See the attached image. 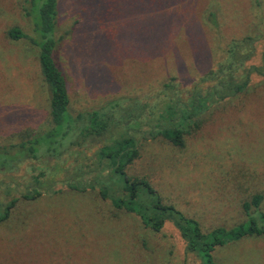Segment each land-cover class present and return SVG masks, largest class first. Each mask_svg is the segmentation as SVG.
Here are the masks:
<instances>
[{"label": "rangeland", "instance_id": "1", "mask_svg": "<svg viewBox=\"0 0 264 264\" xmlns=\"http://www.w3.org/2000/svg\"><path fill=\"white\" fill-rule=\"evenodd\" d=\"M24 1L0 0V161L11 159L0 164V209L17 200L0 223V264H200L171 223L154 233L100 198L97 188L113 195L121 185L98 166L93 150L73 146L59 159L22 156L16 146L48 128L38 51L7 34L12 28L32 33ZM259 3L261 9L256 0H59L55 60L69 83L71 115L123 98L156 106L171 80L178 90L171 96L185 102L228 41L262 34L245 91L204 112L202 127L185 138L183 149L129 132L141 157L128 173L145 177L164 204L196 218L203 232L237 225L244 219L242 201L264 195V76L257 71L264 0ZM146 120L140 132L154 124ZM73 181L94 188L78 193L69 188ZM35 190L40 197L22 199ZM213 256L221 264H264V238L230 244Z\"/></svg>", "mask_w": 264, "mask_h": 264}, {"label": "trees", "instance_id": "2", "mask_svg": "<svg viewBox=\"0 0 264 264\" xmlns=\"http://www.w3.org/2000/svg\"><path fill=\"white\" fill-rule=\"evenodd\" d=\"M59 6V0H25L22 11L31 22L32 33L27 35L19 28H12L7 33L13 41L26 39L37 49L40 73L48 96V128L16 146L24 153L22 156L30 155L36 160L42 154L59 159L73 146L93 150L98 166L104 165L109 169L121 185L120 193L113 195L106 187L97 188L100 198L108 201L115 210L136 216L145 228L154 233L161 232L166 222L171 223L184 241L186 250L194 254L200 264H221L214 260L213 253L217 249L243 240L264 238V211H261L264 195L261 193L242 201L244 219L240 223L231 228L217 227L203 232L196 218L164 204L163 197L145 177L128 173L141 157L139 142L129 132L142 133L143 140L161 139L174 149H183L185 138L202 127L200 116L204 112L224 99L245 91L251 77L247 65L256 55V45L263 40L262 34L228 41L219 60L202 75L200 85H192L185 102L171 96L178 92L177 85L172 83L175 81L171 80L163 84V101L156 106L123 98L71 115L69 83L55 60ZM256 6L261 9L259 0H256ZM214 14L210 12L208 20L217 28L214 20H210ZM257 71L264 76V50ZM166 90H171V93L166 94ZM144 119H147L145 125L154 124L147 132H140L141 120ZM122 126L125 130L106 137L113 129ZM101 140H104L102 144ZM9 161H0L1 167ZM69 188L84 193L94 186L73 181ZM40 196L41 192L35 190L21 197L31 201ZM16 202L13 199L0 209V223L8 220Z\"/></svg>", "mask_w": 264, "mask_h": 264}]
</instances>
